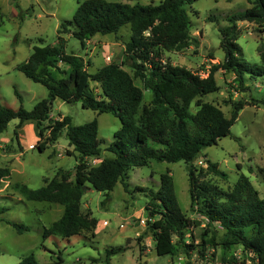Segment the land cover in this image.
<instances>
[{
	"label": "trees",
	"instance_id": "obj_1",
	"mask_svg": "<svg viewBox=\"0 0 264 264\" xmlns=\"http://www.w3.org/2000/svg\"><path fill=\"white\" fill-rule=\"evenodd\" d=\"M194 1L161 0L156 5H131L82 0L71 19L60 24L57 45L33 46L26 60L17 65L19 72L44 86L48 94L30 110L22 104L17 109L0 105V133L6 131L10 121L17 120L13 137L20 146L17 130L25 122H32L37 130L35 147L38 151L43 152L54 145L65 133L68 145L72 147V150H66V155L75 158L71 171H60L59 177L43 179V186L38 189L14 185V190L26 201L62 206L61 216L48 227H43V240L50 236L70 238L95 227L97 220L91 212L80 210L87 186L103 194V206L110 200L116 184H121L125 192L129 191L125 179L131 169L149 166L152 162L183 161L188 177L190 210L199 216V220L182 212L169 169L160 174L156 190L136 187L149 198L144 205L145 226L151 233L156 255H187L196 246L184 243L185 232L205 221V231L200 238L201 257L206 256L204 250L209 246H240L247 261L264 264V197H260L245 175L224 189L205 178L211 175L226 179L217 163L204 158L205 168L194 164L202 150L215 145L220 138L230 136L231 126L246 106L243 101L232 103L231 115L227 118L218 106L202 102L204 96L219 90L215 72L221 69L233 74L234 81L240 86L244 85L245 74L262 73L243 57L237 43V22L254 23L264 30V0H249V8L227 17L229 25L219 29L223 61L211 68L206 77L172 65L161 56L164 51L180 52L197 44L191 37L187 10ZM125 26L129 27L130 38L124 45L123 54L130 62L133 76L116 62H109L93 73L88 72L89 62L76 54H67L66 40L60 36L69 34L83 47L93 36L115 34ZM259 57L264 64V49ZM60 63L67 65L69 70L61 69ZM134 78L142 81L143 88L135 84ZM91 83L99 85L100 93L95 92ZM143 90L151 93L148 104L143 103ZM15 95L21 103L16 89ZM55 100L80 103L83 109L94 111L96 116L110 114L120 121L112 143L106 147L111 157L101 158L102 140L98 138L97 118L80 125H72L71 118L61 114L53 119L51 113ZM192 103H195L194 112L190 111ZM261 103L264 106V99ZM89 159L100 161L90 165ZM259 170L264 176V169ZM9 172L8 168L0 169V178L7 177ZM5 222L18 234L30 231V227L23 223ZM216 227L222 230L219 241ZM140 240L139 236L137 241ZM125 250L123 246L107 248L105 264H109L111 256ZM214 259L212 254L205 264L236 262L234 258H222L221 263ZM95 262L97 260L92 259V263ZM18 264L38 263L34 255L29 254Z\"/></svg>",
	"mask_w": 264,
	"mask_h": 264
},
{
	"label": "rangeland",
	"instance_id": "obj_2",
	"mask_svg": "<svg viewBox=\"0 0 264 264\" xmlns=\"http://www.w3.org/2000/svg\"><path fill=\"white\" fill-rule=\"evenodd\" d=\"M82 0H0V105L17 109L20 104L30 110L36 102L47 97L44 86L26 78L16 67L26 60L33 46L57 45V30L63 21L70 20L78 2ZM140 5L158 4L161 0H107ZM250 7L249 0H195L187 6L191 22V37L197 44L180 51H164L163 60L172 65L184 67L193 73L206 77L214 66L223 61L220 48L219 29L229 25L227 17L243 12ZM239 37L237 43L242 49L244 59L261 74H245L244 85L234 81L231 73L217 70L214 74L219 90L204 96L202 102L218 106L229 118L232 103L243 101L246 106L239 112L238 118L230 128V136L220 138L213 146L202 150L200 158L194 163L205 168V159L217 163L226 174V179L207 175L206 179L226 189L233 185L241 175L247 176L260 197H264V64L260 53L264 49V30L254 23L237 22ZM66 40L65 52L73 53L89 62L88 72L93 73L104 61L116 62L133 76L130 62L123 54L124 45L130 38L129 27H122L115 34L95 35L80 42L69 34H60ZM108 56V60L106 57ZM61 69L69 70L65 64ZM58 77L57 73H54ZM137 86L143 88L139 78H134ZM96 93L99 85L91 83ZM15 89L21 96V103L15 95ZM143 103L148 104L151 93L143 90ZM196 110L195 103L190 111ZM69 116L72 125H80L93 120L98 122V138L101 158L111 157L106 147L113 141V134L119 129L120 121L110 114L96 116L92 110L83 109L80 103L67 104L61 100L53 103L51 117ZM25 122L17 130L18 140L23 142L25 150L18 148L13 131L17 120L8 123L6 131L0 133V169L8 168L7 177L0 178V264H18L20 260L33 254L38 264H105L106 249L123 246L126 250L111 256L109 264H205L215 255L214 261L221 259L236 260L235 264H255L242 254L240 246L222 248L209 246L201 257L200 238L205 231V221L197 228L187 230L184 243H193L196 248L187 255L157 256L149 230L145 226L147 214L145 203L149 200L136 187L156 190L159 176L166 169L171 171L175 193L182 212L187 217L199 220L190 210L188 177L183 161L176 163L152 162L149 166L131 169L127 173L128 192L121 184H116L110 200L103 206V194L90 186L81 199L80 210H89L97 223L90 231H82L78 236L63 238L50 236L42 239L43 227H48L62 214V206L56 203L24 200L15 190V184L26 185L30 189L43 186V179L59 177L60 171H71L75 165L74 156L66 155L68 145L65 133H62L54 145L43 152L35 147L36 128ZM47 135V134H46ZM8 141V142H7ZM38 141V140H37ZM34 143V144H33ZM70 151V150H69ZM205 158V159H204ZM99 160L89 159L90 165ZM5 221L23 223L30 231L18 234ZM216 239H221L222 230L215 228ZM191 234L193 235L191 237ZM140 241H137L138 237ZM92 259L97 262L92 263ZM246 259V260H245Z\"/></svg>",
	"mask_w": 264,
	"mask_h": 264
},
{
	"label": "crops",
	"instance_id": "obj_3",
	"mask_svg": "<svg viewBox=\"0 0 264 264\" xmlns=\"http://www.w3.org/2000/svg\"><path fill=\"white\" fill-rule=\"evenodd\" d=\"M107 57H108V56H107ZM105 64H107V62L104 61V64H103V65H105ZM103 65H102V66H103ZM102 66H101V67H102ZM55 101H56V100H55ZM55 101H54V102H55ZM61 115H62V114H61ZM27 124H29L31 127L35 128V125H34V123H32V122L27 123ZM37 140H38V137L36 138V140L34 141V143H36ZM7 142H8V141H7ZM34 143H33V144H34ZM18 148H19V149L22 148L23 150H25V145L23 144V142L20 141V146H19ZM68 150H72V147H71L70 149L68 148ZM98 163H99V162H98Z\"/></svg>",
	"mask_w": 264,
	"mask_h": 264
},
{
	"label": "built area",
	"instance_id": "obj_4",
	"mask_svg": "<svg viewBox=\"0 0 264 264\" xmlns=\"http://www.w3.org/2000/svg\"><path fill=\"white\" fill-rule=\"evenodd\" d=\"M106 59L108 60L109 58H108V57H106Z\"/></svg>",
	"mask_w": 264,
	"mask_h": 264
}]
</instances>
